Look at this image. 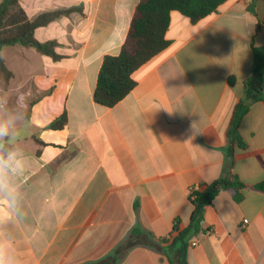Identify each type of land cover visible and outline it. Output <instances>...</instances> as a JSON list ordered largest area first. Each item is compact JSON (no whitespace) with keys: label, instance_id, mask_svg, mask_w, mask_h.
Segmentation results:
<instances>
[{"label":"crops","instance_id":"0c3cea01","mask_svg":"<svg viewBox=\"0 0 264 264\" xmlns=\"http://www.w3.org/2000/svg\"><path fill=\"white\" fill-rule=\"evenodd\" d=\"M140 1L20 0L29 19L78 10L36 31L63 59L1 51L12 76L0 73V141L10 146L0 155V264H264V191L255 189L264 183V101L240 126L247 147L232 171L247 185L241 200L219 193L184 258L173 243L175 222L189 225L191 189L228 170L231 114L253 48L264 49V0H227L196 23L172 12L168 47L134 72L122 101L100 106L102 60L120 52ZM64 112L66 126L52 130ZM135 228L144 231L137 243Z\"/></svg>","mask_w":264,"mask_h":264},{"label":"trees","instance_id":"16d2710c","mask_svg":"<svg viewBox=\"0 0 264 264\" xmlns=\"http://www.w3.org/2000/svg\"><path fill=\"white\" fill-rule=\"evenodd\" d=\"M227 0H141L131 21L129 33L125 43L117 55L104 56L96 81L93 99L96 104L111 108L122 101L136 86L134 72L147 63L155 55L162 52L169 45L166 33L170 24L171 13L176 11L191 22L196 23L215 12ZM76 7L67 10H55L29 19L20 0H1L0 2V73L6 80L12 76L1 57V51L8 46L34 48L38 53L50 57L54 61L64 58L57 52L59 43L55 40L40 41L36 31L46 27L58 19L68 16ZM229 82L232 85L233 80ZM264 49L253 48V67L251 75L244 81L243 96L234 106L229 128L226 133L227 146L225 155L228 160V170L225 175L204 186L190 191V201L193 206L190 222L187 227L180 229L177 220L173 232L178 235L173 239L180 243V251L184 258L188 240L201 232V221L204 209L211 205L222 191L234 190V200H241L240 191L247 188L234 173L233 162L238 150L247 147L241 137L240 126L248 114L250 107L259 101H264ZM68 122L66 112L52 124V130H62ZM0 141V155L5 156L10 146ZM38 144H43L36 140ZM264 191V183L255 186ZM141 228L133 229L131 237L143 234ZM148 233V232H146ZM151 235L150 233H148ZM169 239H163L166 242Z\"/></svg>","mask_w":264,"mask_h":264},{"label":"clouds","instance_id":"9594fccd","mask_svg":"<svg viewBox=\"0 0 264 264\" xmlns=\"http://www.w3.org/2000/svg\"><path fill=\"white\" fill-rule=\"evenodd\" d=\"M22 95H23V93H22ZM6 132H7V128L3 124H0V136L5 135Z\"/></svg>","mask_w":264,"mask_h":264},{"label":"water","instance_id":"95a60500","mask_svg":"<svg viewBox=\"0 0 264 264\" xmlns=\"http://www.w3.org/2000/svg\"><path fill=\"white\" fill-rule=\"evenodd\" d=\"M263 92H264V90H263Z\"/></svg>","mask_w":264,"mask_h":264}]
</instances>
